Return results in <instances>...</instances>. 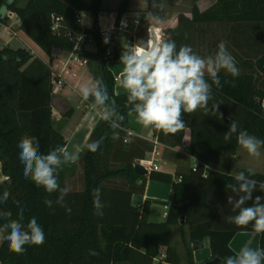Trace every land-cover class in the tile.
Instances as JSON below:
<instances>
[{"label": "trees", "instance_id": "1", "mask_svg": "<svg viewBox=\"0 0 264 264\" xmlns=\"http://www.w3.org/2000/svg\"><path fill=\"white\" fill-rule=\"evenodd\" d=\"M18 1L0 0V26L5 25L6 14L13 13L19 20V29L48 56L49 64L54 50L95 62L98 79L107 85L108 94L124 119L119 121L117 129L102 119L93 129L86 145L101 137L104 140L95 153L83 148L78 159L83 190L68 192L64 200L71 212L66 211L55 203L58 192L49 194L24 178L19 160L18 143L25 136L39 141L41 154L65 146L64 137L52 121L50 70L24 49L0 50V166L6 178L0 185V196L5 190L9 192L8 200L0 203V211H10L11 218L18 219L17 212L22 206L25 209L23 230L35 217L45 233L42 245H25L26 251L16 254L8 250L4 239L7 232L0 231L3 234L0 264H152L161 248H165L163 264H180L179 255L170 246L168 228L181 221L189 229L184 244L187 264H194L192 254L202 248L206 238L211 259L217 257L222 264L225 258L234 255L228 246L233 236L240 231L254 230L251 223L237 226L227 220L228 216L236 215L228 203V197L235 194L225 185L236 183L230 170L238 142L236 134L228 141L224 140V134L235 120L240 130L264 140V54L256 60L254 72L237 77L219 73L222 87L213 85V99L209 101L210 109L211 104H220L217 113L202 115L197 110L183 114L189 129L188 153L197 161L194 170L174 176L153 171L148 178L139 177L133 171V161L143 160L145 153L152 151L153 144L134 137L124 146L131 106L127 104V94H114V78L106 67L108 61L121 60L122 49L113 45L112 56H104L105 47L101 45L97 27L101 0H91L89 4L83 0H28L22 8L17 7ZM158 4L159 0H148L147 12L160 20L164 13ZM190 5V17L180 16L177 26L164 32L176 42L177 50L182 45L190 46L194 25H264V0H190ZM128 6L129 0H121L116 21L128 12ZM80 12L92 15L91 29L76 24ZM81 35L93 39L95 52L75 48ZM35 64L42 66L43 73L34 69ZM85 102L92 106L91 98ZM68 116L66 113L64 118ZM183 133L184 129L175 134L160 131L156 138L160 143L179 145ZM241 172L249 175L247 170ZM249 178L264 182V174L255 173ZM63 179L64 168L58 174L61 188ZM147 179L171 186L172 203L162 224L147 222L149 202L140 211L130 205L131 196L143 192ZM97 187L105 204L103 216L94 214L92 191ZM252 195L254 200L256 196L264 197V192L257 186ZM45 199L53 201L52 208L45 205ZM253 200L245 206H251ZM6 222L0 220V226ZM260 247H264L261 233ZM92 251L98 254L91 255Z\"/></svg>", "mask_w": 264, "mask_h": 264}, {"label": "clouds", "instance_id": "2", "mask_svg": "<svg viewBox=\"0 0 264 264\" xmlns=\"http://www.w3.org/2000/svg\"><path fill=\"white\" fill-rule=\"evenodd\" d=\"M79 16L81 19L78 22L83 24L86 14L80 12ZM104 43H109L108 37H105ZM217 47L215 55L202 57L194 53L188 45H182L177 50L174 40L163 39L153 33L150 40L138 51L122 53V87L127 93V104L131 106L129 115L135 113L136 122L144 128H154L164 134H175L186 127L182 119L183 114H192L197 110H203L205 114L217 113L220 104L213 103L210 109L209 101L213 99V85L222 87L220 71L224 70L233 77L239 75V68L225 42L221 41ZM78 92L83 101L91 98L92 106L97 109L100 118L110 122L112 129L120 126L119 121H122L124 116L117 112L115 100L110 98L103 79L83 83ZM219 117H222V114H219ZM233 134H236L238 144L250 156L259 157V148L264 145V140L250 135L246 130H240L235 120L230 122L224 140H230ZM115 138L117 137L114 133L113 139ZM103 140L104 137H101L85 147L95 153ZM18 148L24 178L30 179L49 194L58 192L55 203L71 212L64 200L70 188L60 187L58 174L64 165L76 163L78 156L63 146L41 154L39 141L27 136L19 141ZM248 173L255 175L251 169ZM249 175L240 172L234 177L235 184L225 185L227 190L235 194L228 197V203L232 205V211L236 215L228 216L227 220L237 226H247L251 223L256 233L264 234V197L256 196L253 200L252 195L257 186L264 192V182L258 183L250 179ZM92 195L94 214L103 216L105 204L101 200V189H93ZM8 198L9 192L5 190L0 196V203L6 202ZM249 200H253L252 205L245 206ZM16 203L19 205L18 201ZM44 203L49 208L53 207L51 199H45ZM24 211L22 206L19 207L18 219H12L10 211H0V220L7 221L0 226V231L7 232L4 239L8 242V250L16 254H23L26 251L25 245H42L45 242L44 230L35 217L27 222L26 230H23ZM90 254L98 253L92 251ZM262 260L264 247L244 246L238 253L225 258L222 264H262Z\"/></svg>", "mask_w": 264, "mask_h": 264}, {"label": "crops", "instance_id": "3", "mask_svg": "<svg viewBox=\"0 0 264 264\" xmlns=\"http://www.w3.org/2000/svg\"><path fill=\"white\" fill-rule=\"evenodd\" d=\"M28 0H19L17 7H24ZM89 4L91 0H83ZM161 1V0H159ZM121 0H116L113 7L107 8L104 5V0H101L100 13L97 16L98 28H111L116 19V11L120 5ZM181 0L173 1L171 10L168 9L167 4L170 2L158 4V7L163 9V17L158 20L147 12L148 0H129L128 12L129 16H134L139 19V27L134 36L128 35L127 47L134 43L136 46H143L152 37L148 35V28L161 29L164 39H171L165 36L164 32L168 29H174L178 24V18L184 16L190 17V8L185 12L179 11V4ZM172 3V2H171ZM82 28L91 29L93 25V17L89 12H84ZM257 24H199L194 25L191 31L190 47L193 52L202 57L215 55L218 50V44L223 41L226 44L227 50L234 57L236 66L239 68V74L244 72H254L255 62L260 58L262 51L261 44V30ZM19 20L12 13V17L8 18L5 25L0 26V50L7 48L11 50L24 49L33 55V58L40 60L42 65H47L50 70V83L52 86L51 95V109L52 121L54 128L57 129L64 137L65 148L80 157V154L85 147L93 129L101 120L97 109L87 104L79 95V87L88 81H95L98 79L95 62L79 58L74 54L63 53L54 50L52 53L53 61L48 62L46 56L41 49L34 44L20 29ZM255 29V30H254ZM127 34V33H126ZM117 41L114 46L122 49L125 53V46L120 42L119 33H116ZM163 38V37H162ZM84 50L88 52H95V45L89 44L85 46ZM77 60H76V59ZM34 69H40L43 73V68L39 64H35ZM107 69L114 78V94L126 95V90L122 87L123 68L124 65L117 61H108L106 63ZM220 73L228 74L224 70ZM57 109H56V107ZM60 107V108H59ZM68 113L69 116L64 118ZM202 115L205 114L201 110ZM152 128H144L136 122V116L129 117V125L126 129L132 133L130 138L124 142L126 147L132 138H137L147 143H151ZM160 132V131H159ZM158 132V133H159ZM157 133V135H158ZM158 145L153 144V149L145 153L143 160H153L156 164H160L161 170L158 173L168 174L174 176L175 174H186L188 171L197 165L196 159L192 158L189 153V129L184 128L183 138L179 145L168 144L165 142H158ZM205 147V146H202ZM238 144L236 154L232 158V167L230 175L239 174L241 170L251 169L254 173L264 174V163L259 164L254 158L244 156L239 158ZM158 152L155 156L153 151ZM246 151V150H245ZM247 152V151H246ZM239 160V167L236 166ZM141 160H134L133 165ZM64 187L70 188L69 192H80L83 190V177L80 163L77 162L70 165H64ZM258 168V169H257ZM151 173V172H150ZM149 173V174H150ZM149 176V175H148ZM148 176L146 178H148ZM5 177L1 173L0 166V185L5 181ZM139 184V183H138ZM145 202H149L147 222L150 224H162L166 221L168 208L172 203L171 186L166 183L151 181L147 179L144 185V190L141 194H133L130 199V205L136 210L140 211ZM166 213V216L164 215ZM188 226L179 223L176 226L168 228L169 243L171 248V237L175 235V242L179 253L175 251L180 257V264H184L186 260L184 244L188 238ZM0 243L3 240V234L0 233ZM230 250L235 254L244 246L260 247V233L255 231H240L237 232L228 244ZM165 248L160 249V254H164ZM194 264H199L211 260L210 244L206 238L202 243V248L193 252L192 254ZM264 264V260H262Z\"/></svg>", "mask_w": 264, "mask_h": 264}, {"label": "built area", "instance_id": "4", "mask_svg": "<svg viewBox=\"0 0 264 264\" xmlns=\"http://www.w3.org/2000/svg\"><path fill=\"white\" fill-rule=\"evenodd\" d=\"M6 17L7 18L12 17V13H7ZM80 19H81V17L79 15H77L76 24L79 26H82L83 24L78 22V20H80ZM138 27H139V19L138 18L124 14L118 19V21H116V19L114 20L113 26L111 28H98L99 37L101 39V45L103 47H105L104 56L107 58L112 56V48H110V47L113 46L117 41L116 33L124 32V33H127L128 35L133 37L134 34L136 33ZM147 33H148V35L150 34L151 36L153 35V33H155L156 36L161 37V38L163 37L162 30L159 28L158 29L148 28ZM105 37L109 38V43H107V44L104 43ZM89 44H94L93 39L88 35H81L77 40L75 48L76 49H84L85 46H87ZM139 48H140L139 46H136L134 43H131L126 48L125 53L132 52V51H138ZM158 132L159 131L155 130L154 128L151 129L150 137H151V140L155 146L158 145L157 138H156V135ZM131 136H132V133L127 132V138H129ZM127 138L125 139V142L127 141ZM153 154L155 156H157L158 152H156L154 150ZM136 163L144 166L148 170L149 173L153 172V171L157 172V171L161 170L160 164H156V162H153V160H141V161H138ZM192 169L194 170L195 166ZM177 181H179V179H177ZM164 215L166 216V213ZM164 260H165V255L160 254L153 261L152 264H163Z\"/></svg>", "mask_w": 264, "mask_h": 264}, {"label": "rangeland", "instance_id": "5", "mask_svg": "<svg viewBox=\"0 0 264 264\" xmlns=\"http://www.w3.org/2000/svg\"><path fill=\"white\" fill-rule=\"evenodd\" d=\"M165 1L170 2V4H167V6H168V9L171 10L173 1H178V0H161V1H159V4L162 3V2L164 3ZM115 2H116V0H104V5H105V7L110 8V7H113L114 6V3ZM189 4H190V0H181V2L179 4V11H181V12L188 11L189 10ZM161 10L163 11V9H161ZM256 26H259L260 27V30H261V44H262V49H264V25H256ZM119 36H120V42L126 48L127 47L128 34H126L124 32H119ZM262 54H264V51H262ZM57 107H56V109H57ZM259 152H260L259 157H253V156H250L248 154V152H246L245 149L242 146H240V148H239V155L238 156H239L240 159H242L244 156L249 157V158H254L256 161H258L259 164H262V163H264V149H262L260 147L259 148ZM238 162H239V160L236 163V166L237 167H239V165H238L239 163ZM175 239H176L175 238V235L173 234L172 237H171L172 247L174 248L175 251H177L179 253V250H178V247L176 245ZM184 264H187L186 263V260H185ZM199 264H201V263H199Z\"/></svg>", "mask_w": 264, "mask_h": 264}, {"label": "water", "instance_id": "6", "mask_svg": "<svg viewBox=\"0 0 264 264\" xmlns=\"http://www.w3.org/2000/svg\"><path fill=\"white\" fill-rule=\"evenodd\" d=\"M113 46H111L110 48H112ZM133 171L136 175H138L139 177H147L149 175V172L148 170L142 166L141 164H134L133 165ZM183 221L180 222V224H182ZM220 259L215 257V258H212L211 260L207 261V262H203L201 264H220Z\"/></svg>", "mask_w": 264, "mask_h": 264}]
</instances>
